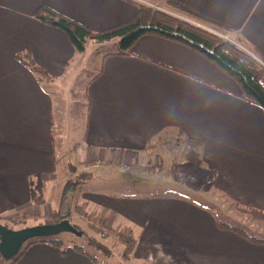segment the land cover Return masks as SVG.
Segmentation results:
<instances>
[{"label": "crops", "instance_id": "obj_1", "mask_svg": "<svg viewBox=\"0 0 264 264\" xmlns=\"http://www.w3.org/2000/svg\"><path fill=\"white\" fill-rule=\"evenodd\" d=\"M147 1L225 30L240 48L264 61V0H0V217L36 214L31 182L40 176L46 186L66 173L65 161L63 166L57 162L55 128L64 125L56 121L54 98L16 55L30 52L35 64L58 82L82 54L63 31L38 21L36 11L49 7L98 33L131 22L138 13L136 3ZM115 53L104 55L87 87L80 164L98 160L110 168L122 163L146 167L148 150L167 135L190 146L187 160L204 180L211 179V198L264 212V110L244 101L232 79L183 45L145 36L132 56ZM94 181L82 180L75 191L66 186L63 199L80 197L98 211L108 230H131L137 241L131 261L264 264V243L221 227L264 240L246 231L255 227L264 234L263 223L230 215L223 220L225 212L207 206L200 190L191 197L181 192L137 196L134 184L117 182L108 194L86 188ZM46 218L35 226L51 220ZM248 220L255 224L248 226ZM17 264L97 263L72 249L63 256L41 243Z\"/></svg>", "mask_w": 264, "mask_h": 264}, {"label": "rangeland", "instance_id": "obj_2", "mask_svg": "<svg viewBox=\"0 0 264 264\" xmlns=\"http://www.w3.org/2000/svg\"><path fill=\"white\" fill-rule=\"evenodd\" d=\"M146 4L147 7L153 10H160V5L157 3L147 1ZM120 42L121 38H116L104 43L89 41L85 53L80 56L78 55V59L73 61L72 68L62 77L63 79L55 82V80L48 81L45 77L40 76L42 80L41 83L49 90L54 98L56 121L64 125L63 130L55 128L54 140L58 166H63L65 161L66 173L58 175L55 180L52 182L49 181V184L46 182L44 189L46 205H37L38 210L36 214L32 211L29 215L26 211L0 217V223L2 225L15 231L35 226V222L40 218L48 217L46 219H52L55 222L62 218H68L72 225L82 231L85 236L78 238L71 234H63L50 239L64 240L68 246H73L75 244L83 245L84 242L85 244L86 242L89 243L90 239L100 241L105 244L107 250L111 251L113 254L111 259L108 260V257L92 253L102 264L138 263L130 259V261L123 259L125 247L118 242L114 230H108L107 225L109 224L106 221L101 223V218H93V216L97 214V210L83 203L80 197L71 198L72 196L68 194L63 199L64 189L66 186L70 187V185H67L68 182L71 181L76 183L79 180L78 177L81 175L88 179L95 178V181L89 182L86 188L103 191L108 194L113 193L110 188L114 185L116 186L117 182L134 184L137 196L155 193L176 196L177 192H181V195L191 197V192L200 190V192H202L201 195L206 197L208 201L205 202L207 206L216 207L221 210V212H225L221 214L222 219L225 218L224 215H230L232 218L239 216L250 219L249 216L236 211V206L233 205L232 202L227 201L224 203L219 198H211L213 196V193H211V179L204 180L203 177H201L202 174L198 173V169L192 167L189 163L191 148H185V145L183 146L178 140L173 138H167V135L160 141H156L155 146L148 150L147 153L150 158L146 167H142L138 164L122 163L110 168L107 167L104 162L98 160L80 164L79 160H83L84 158V152L78 149L83 141L86 129V116L88 113L87 87L92 79L98 75L104 55L117 52L120 48ZM81 65H83V68L80 71L78 68ZM187 157L189 158L188 160ZM67 162L69 166H67ZM193 201L199 200L195 199ZM38 212V215H40L39 218L37 215ZM44 215H46V217ZM49 216H51V218ZM248 221V226L255 224L253 221ZM93 226L101 229L105 237L102 236L100 231H95ZM256 229L257 228L252 227L247 228L246 231L254 233L259 237L260 235L261 237L264 236L263 232L256 231ZM261 230L264 231V223L261 224ZM119 232L127 234L129 229L123 228L119 230ZM28 243L24 245L22 250ZM45 244L51 245V242ZM107 250L103 249L102 251ZM0 264H12V261L3 260Z\"/></svg>", "mask_w": 264, "mask_h": 264}, {"label": "trees", "instance_id": "obj_3", "mask_svg": "<svg viewBox=\"0 0 264 264\" xmlns=\"http://www.w3.org/2000/svg\"><path fill=\"white\" fill-rule=\"evenodd\" d=\"M136 5L138 13L134 20L98 33L92 32L82 24L57 13L49 7H40L35 13V18L47 26L63 31L79 54L85 53L89 41L104 43L116 38H121L120 48L113 54L117 56H132L133 47L145 36H155L183 45L206 58L223 74L232 79L241 90V98L244 101L264 110V61L258 60L252 54L240 48L241 46L239 47V43L225 30L222 31L213 24L206 23L185 14L182 15L176 12L170 13L163 9L156 11L139 3H136ZM107 56L108 55L105 57ZM16 60L37 75L40 81H42L40 76L45 77L48 81L53 80L35 64L30 52L17 54ZM195 143L197 142L189 140L190 145H195ZM78 179L76 183L71 181L68 182L67 185H70L71 191L76 190L81 182L80 180H89L84 178L83 175L79 176ZM31 186L32 203L36 206L44 204V181L38 176L36 181L31 182ZM235 206L238 212L249 216L251 220L264 223V212L253 208H244L236 203ZM83 215L88 216L86 214ZM98 217L97 214L93 216L95 219ZM62 220H64V218L56 222L51 219L46 224H56ZM100 222L102 223V221ZM221 227L226 230L237 232L257 243H264L262 239L250 238L242 229L222 224ZM93 229L97 232L100 231L102 236L105 237L101 229L96 226H93ZM84 236L85 234L83 233L82 237ZM115 236L118 238V242L125 247L123 259L128 261L137 243L135 236L131 233V230L127 234L122 232L115 233ZM47 242H51V246L59 249L63 256L67 254L69 249H72L74 252L90 257L97 264L102 263L92 255V253L108 257V260L113 256L112 252L107 250V246L97 240L90 239L89 243L86 242L85 244V242H82L83 245L75 244L73 246H68L66 242L61 239H35L30 241L26 247L21 250L20 254L12 260V264H17L32 245L45 244ZM103 249L107 251H102ZM3 260L4 259L0 255V262Z\"/></svg>", "mask_w": 264, "mask_h": 264}, {"label": "water", "instance_id": "obj_4", "mask_svg": "<svg viewBox=\"0 0 264 264\" xmlns=\"http://www.w3.org/2000/svg\"><path fill=\"white\" fill-rule=\"evenodd\" d=\"M63 234L82 238L83 233L64 219L56 224H42L21 230H11L0 223V255L5 261L14 260L24 245L35 239H50Z\"/></svg>", "mask_w": 264, "mask_h": 264}, {"label": "built area", "instance_id": "obj_5", "mask_svg": "<svg viewBox=\"0 0 264 264\" xmlns=\"http://www.w3.org/2000/svg\"><path fill=\"white\" fill-rule=\"evenodd\" d=\"M225 38H227V37H225Z\"/></svg>", "mask_w": 264, "mask_h": 264}]
</instances>
